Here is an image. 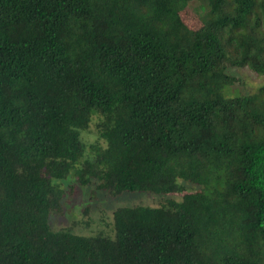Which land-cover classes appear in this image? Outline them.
I'll list each match as a JSON object with an SVG mask.
<instances>
[{"label":"trees","instance_id":"16d2710c","mask_svg":"<svg viewBox=\"0 0 264 264\" xmlns=\"http://www.w3.org/2000/svg\"><path fill=\"white\" fill-rule=\"evenodd\" d=\"M0 264H264V0H0Z\"/></svg>","mask_w":264,"mask_h":264},{"label":"rangeland","instance_id":"374dc122","mask_svg":"<svg viewBox=\"0 0 264 264\" xmlns=\"http://www.w3.org/2000/svg\"><path fill=\"white\" fill-rule=\"evenodd\" d=\"M196 2L190 6V11L195 12ZM235 77L239 81L230 88L224 89L226 96H236L245 93L257 92L262 84V80L257 78L250 72L239 71ZM197 86V91L200 89ZM95 128L92 126L89 133H84L83 138L86 142H95ZM191 187V186H189ZM182 194L174 197L181 198ZM162 196L150 193L142 194H123L115 198L99 199L95 195L92 203H88V198L82 196V192L78 194V198L72 199L67 205V214L64 216H54L49 220V226L53 231H59L63 228L72 227L73 232L83 236H95L100 232L104 234H112V215L116 208L119 207H135V206H151L155 207L162 201Z\"/></svg>","mask_w":264,"mask_h":264}]
</instances>
